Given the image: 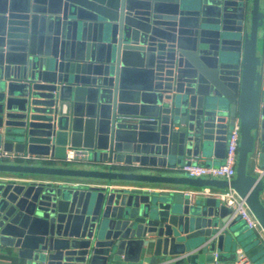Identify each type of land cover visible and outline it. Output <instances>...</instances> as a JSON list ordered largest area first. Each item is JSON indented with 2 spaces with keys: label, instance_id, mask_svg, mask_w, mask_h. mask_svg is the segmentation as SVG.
Returning a JSON list of instances; mask_svg holds the SVG:
<instances>
[{
  "label": "water",
  "instance_id": "1",
  "mask_svg": "<svg viewBox=\"0 0 264 264\" xmlns=\"http://www.w3.org/2000/svg\"><path fill=\"white\" fill-rule=\"evenodd\" d=\"M236 121L232 181L170 174L222 160ZM0 150L48 159L0 160L26 264H234L239 218L203 190L264 232V0H0Z\"/></svg>",
  "mask_w": 264,
  "mask_h": 264
},
{
  "label": "built area",
  "instance_id": "2",
  "mask_svg": "<svg viewBox=\"0 0 264 264\" xmlns=\"http://www.w3.org/2000/svg\"><path fill=\"white\" fill-rule=\"evenodd\" d=\"M240 141V130L236 121L227 134L225 155L219 165L207 166L202 163L189 161L178 166V170L189 178L218 179L229 183L235 178V168L237 164V151ZM71 159V153L67 154L66 160ZM0 160L2 161H32L47 162V158L30 155L9 154L0 150ZM253 172L259 177H264V167H254ZM217 199L231 210L230 221L239 218L248 230L255 231L259 235L260 243L264 246V232L259 226L256 218L248 209L244 200L230 187L212 192ZM234 264H255L242 249L236 250V260Z\"/></svg>",
  "mask_w": 264,
  "mask_h": 264
},
{
  "label": "crops",
  "instance_id": "3",
  "mask_svg": "<svg viewBox=\"0 0 264 264\" xmlns=\"http://www.w3.org/2000/svg\"><path fill=\"white\" fill-rule=\"evenodd\" d=\"M223 160V159H222ZM222 160H216L211 156V158L207 159L202 156H199L198 158H191L189 161L198 162L202 164H211L213 166L219 165ZM258 166V158L256 155H253L249 160V168L251 171H253L254 167ZM171 175L176 176H185L183 173H181L178 168L170 172ZM0 178L2 179H11V180H18L19 177L13 176V175H5L0 174ZM45 181L55 180L50 178H39ZM155 188H158L159 190H166L164 186H156ZM195 191V190H193ZM193 191H188L190 194ZM205 193H212L216 192L214 190L204 189ZM233 231L236 232V238L238 239L239 248L242 249L247 256L251 259V256L254 254V252L259 248L260 245H262L260 242H258L259 235L255 231H249L246 229L244 223L240 220L236 222V224L233 227ZM151 261V252L146 250L140 259V261L137 264H150ZM0 264H26L23 259H20L16 255V250L10 249V248H3L0 246ZM120 264H129V263H120ZM264 264V263H262Z\"/></svg>",
  "mask_w": 264,
  "mask_h": 264
},
{
  "label": "rangeland",
  "instance_id": "4",
  "mask_svg": "<svg viewBox=\"0 0 264 264\" xmlns=\"http://www.w3.org/2000/svg\"><path fill=\"white\" fill-rule=\"evenodd\" d=\"M249 231H251V230H249ZM251 260L255 264L264 263V246L263 245H260L259 248L254 252V254L251 256Z\"/></svg>",
  "mask_w": 264,
  "mask_h": 264
}]
</instances>
